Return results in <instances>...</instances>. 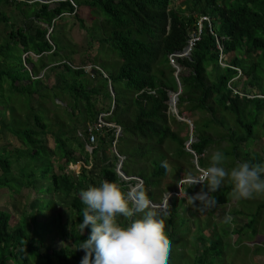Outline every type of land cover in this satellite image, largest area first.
I'll return each instance as SVG.
<instances>
[{"label": "trees", "instance_id": "1", "mask_svg": "<svg viewBox=\"0 0 264 264\" xmlns=\"http://www.w3.org/2000/svg\"><path fill=\"white\" fill-rule=\"evenodd\" d=\"M82 8L90 9L91 28L79 14ZM16 15L22 22L13 20ZM70 16L89 33L83 62L93 65L90 73L73 66L78 51L64 38ZM204 17L210 22H203L191 56L176 59L182 69L179 112L204 116L195 122L198 140L192 150L201 158L200 166L210 161L203 158L205 152L217 146L234 160L231 167L237 161L264 162L263 155L251 149L264 133V0H0V122L22 144L17 151L0 147V198L7 192L6 205L13 210L24 190L52 195L25 203L18 221L13 211L0 206V264H80L85 251L79 248L89 234L79 229L85 207L81 191L107 179L127 194L135 184L119 178L118 157L112 154L111 160L107 154L121 138L130 135L160 151L172 142L177 160L191 156L185 151L189 137L184 140L179 130L173 131L182 123L169 114V93L178 92L170 56L184 51L190 32ZM218 42L224 46L226 67ZM103 102L109 104L100 108ZM6 115L10 120H1ZM102 115L106 123L121 128L122 136L106 128L91 153L89 127ZM47 134L54 139L53 149L44 139ZM223 142L227 145L222 150ZM151 160L147 174L136 175L144 181L143 188L168 173L163 162ZM78 163L83 164L79 174L68 170ZM14 165H19L17 175ZM189 188L193 193L206 190ZM231 192L228 184L212 193L216 206L228 205ZM180 201L185 200L176 199L168 214L157 217L172 245L170 264H191V257L193 264H234L237 247L229 236L237 234L238 245L242 235L249 232L254 238H247L256 239L260 234L264 204L252 216L233 212L234 219L226 223L223 218L221 226L210 220L205 228L198 225L199 236L196 233L190 246L191 228L179 212ZM152 202L161 203L162 196ZM180 216L184 220L178 227L175 220ZM241 216L247 221L236 228ZM205 229L211 230L209 236ZM52 235L59 241L52 245L50 239L47 245ZM186 247L192 253L188 259Z\"/></svg>", "mask_w": 264, "mask_h": 264}, {"label": "clouds", "instance_id": "2", "mask_svg": "<svg viewBox=\"0 0 264 264\" xmlns=\"http://www.w3.org/2000/svg\"><path fill=\"white\" fill-rule=\"evenodd\" d=\"M204 21L210 22L209 18H201L196 28L189 34L187 47L183 52L171 55L170 60L174 58L173 60L176 61V59L189 58L191 56L194 47L201 40ZM195 37H199V40L192 45V40ZM218 49L221 53V65L226 67L223 62L224 46L219 42ZM176 79L178 92L170 91L169 93V114L178 121L185 122L182 117L185 113L190 112H185L182 115L179 112L178 102L183 88L179 78L177 77ZM109 89L112 90L111 85ZM112 95L114 96V90ZM119 129L121 134V128ZM194 135L195 129L192 136ZM194 143L192 140L188 142V145L185 146V151L191 155V159L194 157L197 160L200 176L193 179H190L192 177L182 178L181 187L182 185L191 187L193 184H200L204 185L206 190L202 188L201 191L193 195L188 194L190 205L200 210L215 207L218 200L211 194L218 192L226 180L232 185V196L237 200L264 195V162L253 164L250 161H237L235 166L228 169L223 166L226 160L225 153L215 151L211 155L209 166L203 168L199 164L201 158L192 150V144ZM116 145L115 142L114 147ZM87 146H89V143H87ZM90 152L92 153L91 150ZM118 159L119 164L116 171L119 178L127 183L135 182L134 185H130L133 190L132 200L135 207L130 205L128 193L126 194L121 186L114 181L105 179L98 186H89L81 191L80 195L85 207L83 209L82 222L79 223V229L83 234L85 230H89V234L79 248L85 251L80 264H170L172 245L164 233L163 221L157 218L156 213L148 210L149 206L156 210H163L164 208L161 209V204L166 203V200L163 203H153L147 200L143 195V190H141L144 187V181L141 179L143 184L137 188L138 182L136 179L140 178L127 176L123 171V166L120 169V164L123 162L124 165L125 159H122V161H120L119 157ZM164 167L171 171V167L167 162L164 163ZM187 179L190 180L187 181ZM192 187L198 188L195 185ZM134 196L137 197V200H135ZM121 218H127V220L122 222ZM231 219V215H228L225 217V222L227 223Z\"/></svg>", "mask_w": 264, "mask_h": 264}, {"label": "rangeland", "instance_id": "3", "mask_svg": "<svg viewBox=\"0 0 264 264\" xmlns=\"http://www.w3.org/2000/svg\"><path fill=\"white\" fill-rule=\"evenodd\" d=\"M41 2H46V1H41ZM3 10H6V9H3ZM79 14L85 21L86 28H91L93 25V19L90 15V9L88 8L79 9ZM13 20L22 22V19H20V16L18 15H16V17ZM2 30H5V27L4 29L2 28ZM64 38L68 44L72 45V47H74L75 50L78 51V53L72 56L73 66L76 68L84 67L87 70V73H90L91 70L93 69V65L84 64L83 62L84 58L87 56L86 51L89 49V45H88L90 42L89 33L86 29L80 28L79 23L73 18V16L67 17L66 19V24H65V29H64ZM35 59L37 58L35 57ZM171 59H172L170 60L171 65L175 67V70H176V73H174V77L177 78L180 75V72L182 71V69L181 67L178 66L177 62L173 60L174 58H171ZM27 68H30V66L28 65ZM49 84L51 86L55 84V78L53 75H52V78L49 80ZM110 91L112 92V90ZM108 104L109 102H107L106 104L103 102L101 103L100 108H104ZM48 106L49 108H52L51 104ZM64 106L66 107L67 104L65 103ZM16 107H18V105ZM53 115L51 114V117ZM201 117H204V116L202 114L191 115L190 113H185V115L182 117V119H185V122L179 121V123H182V125H178V126L176 125L173 127L174 132L176 131L178 132V130L181 132V138H183L184 140H186V138L189 137L188 141H185V146L188 145V142H191V140L192 142L197 141L198 136L196 135L192 136V134H194L195 122ZM1 120L9 121L10 116L6 115L3 119L1 118ZM52 127L54 128V124H52ZM215 131H216L215 127L211 126L210 133H214ZM119 136L121 137L122 133ZM212 138L214 137L212 136ZM215 138L216 140H218L216 136ZM44 139L49 148L53 149L55 147L54 139L51 134H47L46 136H44ZM225 144L226 143L223 142L221 143V146L219 147H221L223 150L225 148ZM0 147L2 148L7 147L11 151H17L22 147L20 140L17 139L15 136H13L12 133L9 132L5 127H3V124L1 122H0ZM175 148L176 146L172 142L171 143L167 142V144L164 147H162V151L159 150L158 146H157V149L148 148L147 145L143 144L138 139H134L133 137H130V135H127L126 137L121 138L119 145H116L115 147L113 146L110 149V151H112L111 153L108 152L107 154L111 160H113L112 154L118 156L121 159L120 161H122V159H125L126 164L124 167V173L125 174L127 173L130 177L136 176L137 173H140V172L147 174V171L151 169L150 164L148 163L150 159H152L151 161L155 163H157L158 161L163 162V165L165 162H167V164L171 167V171H168L166 176H163L159 179H156V180L152 179V183L150 187L149 188L146 187L141 190H143V195L145 196V198L150 201H154L155 199H158L159 197L162 196V203H163L166 200V197L170 196V200L166 204V206L165 205L162 206L164 207L163 210H160V209L156 210L149 206L148 210H151L154 213H156L157 217L159 216L158 214H162V215L168 214L169 209H171V205L176 199L185 200V201H180L178 203V206L180 207L179 212H181L182 216L188 220L187 225H189L191 228L192 234L189 235V237H187L189 239L190 246H193V241L197 238V236H199L197 232L198 225L201 224V226L205 228L207 221L210 220L213 223L221 226L223 222V218L225 219L226 216L231 215L232 217L231 220L234 219V217L232 216V214H234L233 212L240 210V211H244L248 216H252L253 214L257 212L259 206L261 204H264V195H256L253 198L237 200L232 196V192H231V197H232L231 202L225 206H219V207L215 206L213 208H204L203 210H200L190 205L188 202V194L193 195L196 192L194 193L188 192V190L190 189L189 186L182 185L181 187L180 182L182 178H188V177H192L190 179L198 178L200 176L199 175L200 168L197 167L198 162L194 157L193 159H191V157H187V159L179 158L177 160ZM251 149L255 153H261L264 157V133L263 132L260 133V135L258 136L257 142L255 143V145L252 146ZM154 150L156 152H154ZM186 150H187V147H186ZM163 151L167 152L174 160H171L165 157L164 155H162L160 152H163ZM215 151H218V146L209 148L205 152V156L203 157H205V159L208 157V160H210L211 155ZM119 153H121L122 156ZM99 157L100 155L97 154V158ZM233 162L234 160L232 158H226L223 166L230 169V167L233 165ZM109 163H110L109 161L103 162V164L105 165ZM118 164H119V159H118ZM209 164H210V161H207L206 163H204V165H202V167L206 168L207 166H209ZM18 168H19V165L13 166L12 168L13 175L16 174V172L18 171ZM81 168H82V163H78L75 166L70 165L69 171L79 174L81 172ZM147 177L150 178L149 175H147ZM190 179H187V181H189ZM50 184L51 182L49 183V185ZM228 184L230 183H228L226 180L222 186H225ZM193 185L197 186L198 188H202L204 186L200 184H193ZM131 187L132 186H130V189L128 192V197H129L130 205L135 207L134 201L132 200L133 190ZM172 187L173 189H171ZM192 188L197 189L196 187H192ZM2 193L5 195H3V197L0 198V206L6 207L11 212L13 211L12 214L15 215L14 219H16L17 221L19 218V213L23 212L26 208L25 203H31L38 198H41L38 200H41L42 202L43 201L42 198L46 197L50 199L52 197V195H46V196L41 197L40 193L37 191L31 192V190H24V194H23L24 196L21 197L22 198L21 200L17 201V203L15 204L16 206L12 210L9 204L8 206L6 205L7 202L10 203V200H8V193L7 192H2ZM134 198L135 200H137L136 196H134ZM172 210H173V206H172ZM262 213H263V218L261 219L259 223L261 224V231H259L260 234L256 236L257 237L256 239H248L247 236H250L252 238L254 237L252 236L251 233L249 234V232L247 231L248 232L247 234L242 235L243 242L236 245V241L239 236L233 233L229 236L231 237L230 243L232 244L233 248L235 246L237 247L236 248V251H237L236 260L234 261V264H264V211ZM182 216L178 217L175 220V224L178 227H180L183 224L184 219ZM123 220L125 221L127 220V218H123ZM246 221H247V218L245 216H241L240 220L238 221V224L236 225V228H240L242 225L246 223ZM219 230H220V227H219ZM204 232L209 236L211 230L205 229ZM196 233H197V236H196ZM179 234L183 236V234H181L180 232ZM54 239L56 241H54ZM49 240L52 243V245L57 244V242L59 241L58 237L55 238V235L49 236L47 238V240L45 241L47 245H50ZM185 250H187V247ZM191 254L192 253H190L187 250L186 259H188L189 255ZM229 257L230 256H228V258ZM188 261L191 264H193L194 262L193 257L189 258Z\"/></svg>", "mask_w": 264, "mask_h": 264}, {"label": "built area", "instance_id": "4", "mask_svg": "<svg viewBox=\"0 0 264 264\" xmlns=\"http://www.w3.org/2000/svg\"><path fill=\"white\" fill-rule=\"evenodd\" d=\"M199 40V37H195L193 40H192V45H194L197 41ZM106 117V115H102L98 122L95 123L94 125L90 126L89 127V149L91 151H93L96 143H97V138H98V134H102L103 131L106 129V128H111V129H116V136L117 138L119 137L120 135V129L117 128L114 124H109V123H106L104 118ZM138 184H137V188H139L143 182L141 181V179H136Z\"/></svg>", "mask_w": 264, "mask_h": 264}, {"label": "water", "instance_id": "5", "mask_svg": "<svg viewBox=\"0 0 264 264\" xmlns=\"http://www.w3.org/2000/svg\"><path fill=\"white\" fill-rule=\"evenodd\" d=\"M46 3H49V2H46ZM96 73V71H94V74ZM111 89H112V91H113V88H112V86H111ZM122 166H123V162H121V164H120V169H122ZM122 171V170H121ZM123 173V172H122ZM124 179H125V177H123ZM161 205H163V204H161ZM157 208V207H156ZM161 209H162V207H161Z\"/></svg>", "mask_w": 264, "mask_h": 264}, {"label": "bare ground", "instance_id": "6", "mask_svg": "<svg viewBox=\"0 0 264 264\" xmlns=\"http://www.w3.org/2000/svg\"><path fill=\"white\" fill-rule=\"evenodd\" d=\"M169 200H170V198H169V197H168V198H166V203H164L163 205H165V206H166V204L169 202ZM163 205H162V206H163ZM162 206H161V207H162ZM162 208H164V207H162Z\"/></svg>", "mask_w": 264, "mask_h": 264}]
</instances>
